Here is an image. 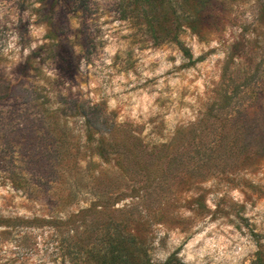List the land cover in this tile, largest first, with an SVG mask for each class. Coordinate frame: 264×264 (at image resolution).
<instances>
[{"label": "rangeland", "instance_id": "obj_1", "mask_svg": "<svg viewBox=\"0 0 264 264\" xmlns=\"http://www.w3.org/2000/svg\"><path fill=\"white\" fill-rule=\"evenodd\" d=\"M3 80L41 97L0 99V264H102L56 223L114 171L89 106L208 162L131 226L150 259L264 264V0H0Z\"/></svg>", "mask_w": 264, "mask_h": 264}, {"label": "trees", "instance_id": "obj_2", "mask_svg": "<svg viewBox=\"0 0 264 264\" xmlns=\"http://www.w3.org/2000/svg\"><path fill=\"white\" fill-rule=\"evenodd\" d=\"M153 1L136 0V3L151 4ZM173 38L181 44L178 36ZM184 52L190 56L187 48H184ZM28 93L32 101H38L41 97L40 93L8 80H3L0 86V99L18 94L26 100ZM80 106L86 109V106ZM93 110L89 106L82 115L89 127L100 132L98 153L107 163H112L114 171L96 178L97 200L94 203L60 217L56 223L61 227H70L74 232L81 229L76 237L71 236V240L81 244L82 248L88 247L87 254H92L102 264H180L176 255L164 263L154 262L140 247L130 228L143 218L164 213L174 194L196 180L198 176L194 172L208 165V162L193 165L197 155H191V149L184 147V144V150L181 144L176 149L171 143L151 145L133 132L129 124H108L106 118L101 119ZM263 111V106L254 110L250 120L253 125L252 139L264 143ZM188 145H191V141H188ZM195 154L201 155L199 150ZM211 156L212 153H208L200 157L205 159ZM198 175L201 177L200 173Z\"/></svg>", "mask_w": 264, "mask_h": 264}]
</instances>
